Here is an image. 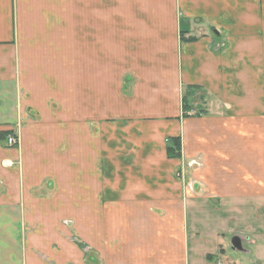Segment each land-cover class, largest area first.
<instances>
[{
  "label": "crops",
  "instance_id": "0c3cea01",
  "mask_svg": "<svg viewBox=\"0 0 264 264\" xmlns=\"http://www.w3.org/2000/svg\"><path fill=\"white\" fill-rule=\"evenodd\" d=\"M75 38L118 50L47 81ZM62 91L58 157L27 130ZM0 134V264H264V0H0Z\"/></svg>",
  "mask_w": 264,
  "mask_h": 264
},
{
  "label": "rangeland",
  "instance_id": "374dc122",
  "mask_svg": "<svg viewBox=\"0 0 264 264\" xmlns=\"http://www.w3.org/2000/svg\"><path fill=\"white\" fill-rule=\"evenodd\" d=\"M75 36V33L73 32V37ZM60 47H57L56 50H59ZM118 50V47L116 45H107L105 44L101 39L99 40V44L97 39L95 38L94 40L92 38H89L88 41H82L77 38L73 39V45L71 47V56L67 53V60H62L59 58L58 51L56 52L57 55V60H46L42 63V65L45 66H50L54 68L51 73L52 77H46L47 81H52V83L55 81L56 77H53V74H58L59 79H63L65 77H61V75H64V70L65 68H69L71 71H67V76L68 78H72V76H79L80 75V70H81V65H82V60L86 59L90 67H101L102 66V61L100 60V57L103 55V53L110 52L114 53L113 49ZM48 59L51 58L47 57ZM99 59V60H98ZM108 67L111 68L113 67V63L111 61L108 62ZM45 79V78H42ZM49 79V80H48ZM79 81V79H78ZM75 82V80H74ZM50 85V90L57 91L60 89L59 85ZM54 87V88H53ZM75 88V86H73ZM64 88V87H61ZM112 88V86H110ZM29 93V92H28ZM75 95L72 96V103L75 105H80V91L76 90ZM37 94H19V97H23L25 102L24 104L29 103L30 105H33V97L34 99L38 97ZM45 95V94H43ZM40 98L35 101V105H40V110L37 111H32L31 117L30 118H35L38 119L39 125L37 126L36 130L33 132L32 130V121L29 120L30 126L28 127L29 130L28 132L32 133H37V141L42 145L45 146L47 149L49 148V145H57L56 150H55V156L60 157L61 155H64V146L66 145L64 135H65V112H64V107H65V93L64 91L59 92V93H50L47 96H41L39 95ZM43 105V106H42ZM30 109L31 106H30ZM37 109V108H35ZM198 113L199 110L197 111ZM73 121L75 123L80 122V110L79 108H73ZM28 124V123H27ZM16 133L18 132V127L17 129L14 130ZM2 146L6 148L5 144L2 143ZM20 146V145H19ZM19 146L17 148H14L15 150H20ZM53 149H50V152H52ZM3 162V161H2ZM219 165L224 166V161L220 162ZM4 166V164L2 165ZM11 166V165H10ZM6 166L5 167H10ZM74 178L79 181L80 180V174L79 173H74ZM219 183L221 181H218ZM214 207H212L213 210ZM235 223H240L233 221L230 225L228 226H236ZM67 223L65 222L64 219H61L60 221V226L64 227ZM69 224V223H68ZM225 234V233H223ZM232 236V235H231ZM231 236L224 237L225 239H221L222 244H224L225 249H226V254L224 255V258L232 260L233 264H248L246 260L249 258L245 254H239V252H233L231 250ZM201 239V238H200ZM214 240L215 238H210L209 242L210 244L214 245ZM208 241V240H206ZM211 248H214L211 246ZM242 260L244 261L242 263Z\"/></svg>",
  "mask_w": 264,
  "mask_h": 264
},
{
  "label": "trees",
  "instance_id": "16d2710c",
  "mask_svg": "<svg viewBox=\"0 0 264 264\" xmlns=\"http://www.w3.org/2000/svg\"><path fill=\"white\" fill-rule=\"evenodd\" d=\"M200 90L198 87H187L185 90V93L183 95V111L184 115L183 118L188 117V112L191 111V98L195 95V93ZM0 139L3 140L2 135L0 134ZM180 150H181V145H180V140L179 138H172L170 139V146L167 148V156L170 159L176 158L178 159L180 157Z\"/></svg>",
  "mask_w": 264,
  "mask_h": 264
},
{
  "label": "water",
  "instance_id": "95a60500",
  "mask_svg": "<svg viewBox=\"0 0 264 264\" xmlns=\"http://www.w3.org/2000/svg\"><path fill=\"white\" fill-rule=\"evenodd\" d=\"M231 248L235 252H241L242 251V244L239 237H234L231 240Z\"/></svg>",
  "mask_w": 264,
  "mask_h": 264
},
{
  "label": "flooded vegetation",
  "instance_id": "af4514ba",
  "mask_svg": "<svg viewBox=\"0 0 264 264\" xmlns=\"http://www.w3.org/2000/svg\"><path fill=\"white\" fill-rule=\"evenodd\" d=\"M16 132H14L13 131V133H10L8 136H5V140H6V147L8 148V149H14V148H17L19 145H20V141H19V139H18V137H17V135L15 134ZM9 136H12L15 140H16V144L15 145H13V146H10V145H8V143H7V138L9 137ZM4 164V166L6 165H8V163L6 162V163H3Z\"/></svg>",
  "mask_w": 264,
  "mask_h": 264
},
{
  "label": "built area",
  "instance_id": "2783aa9c",
  "mask_svg": "<svg viewBox=\"0 0 264 264\" xmlns=\"http://www.w3.org/2000/svg\"><path fill=\"white\" fill-rule=\"evenodd\" d=\"M7 143H8V145L13 146L16 144V140L12 136H9L7 138Z\"/></svg>",
  "mask_w": 264,
  "mask_h": 264
}]
</instances>
